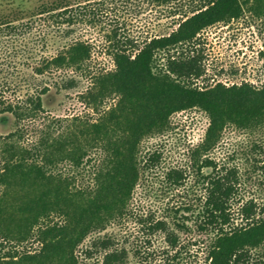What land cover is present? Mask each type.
I'll list each match as a JSON object with an SVG mask.
<instances>
[{"label":"trees","instance_id":"trees-1","mask_svg":"<svg viewBox=\"0 0 264 264\" xmlns=\"http://www.w3.org/2000/svg\"><path fill=\"white\" fill-rule=\"evenodd\" d=\"M117 1L38 0L12 20L0 15V28L26 35L13 52L0 46V119L14 122L0 134V264H130L108 230L134 215L138 186L160 175L170 191L188 184L190 201L166 218L136 214L149 241L162 234L176 251L158 264H183L181 233L203 237L204 264H264V198L249 192L240 167L216 156L228 129L264 131V81L198 84L206 73L201 34L240 18L249 1L262 14L264 0H189L175 30L143 42L114 27L107 41L115 68L99 71L94 43L76 34L98 27L105 4ZM150 1L169 11L185 7L184 0ZM82 79L90 81L81 97L93 115L49 116L44 98ZM189 110L208 117L205 135L188 150L187 168L159 174L162 153L143 154L140 146Z\"/></svg>","mask_w":264,"mask_h":264},{"label":"rangeland","instance_id":"rangeland-1","mask_svg":"<svg viewBox=\"0 0 264 264\" xmlns=\"http://www.w3.org/2000/svg\"><path fill=\"white\" fill-rule=\"evenodd\" d=\"M38 0H0V15L11 17L15 11L33 6ZM184 9L174 11L169 8H159L150 0H118L117 3L105 4L102 22L98 27H84L76 36L89 39L95 45L92 66L99 71H110L115 68L111 55V44L107 35L114 27L122 29L123 35L143 42L147 38L171 33L177 28V22L182 18L180 13L190 8L189 0L182 1ZM249 1L244 7L243 14L238 19L230 22L219 23L204 31L201 35V47L205 60V75L199 79L200 86L223 82L227 85L251 82L261 85L264 81V12L259 14ZM174 12H179L173 15ZM9 21V19H7ZM26 19L15 21L13 26L22 25ZM19 32V31H18ZM26 35L13 33L8 27L0 28V46L7 51H14V46L21 45ZM56 46L49 50L55 52ZM21 56L15 61L19 65ZM34 65V64H33ZM20 66V65H19ZM72 74V72L70 73ZM90 81L82 79L78 88L58 93L53 90L44 98V105L48 115L55 118H73L75 116L93 115L89 107L82 101L81 94L87 90ZM24 91L21 92V95ZM112 104V103H111ZM110 106V103H109ZM208 127V117L201 111L189 110L177 113L172 118V128L164 136L144 141L141 153L159 150L162 153V163L159 168L161 173L171 168H187L188 150L203 139ZM14 129L11 117L0 119V134H6ZM262 133V134H261ZM264 131L251 135L236 129H228L220 148L216 151L218 162L227 163L229 167H240L242 180L255 192L257 198H264L258 187L264 185ZM253 145L254 161L249 145ZM248 153V157L243 154ZM249 159V160H248ZM158 179L151 180L147 185H139L133 204L134 215L128 217L123 224L110 228L108 232H115L121 244L128 251L130 264H158L164 260L171 250L162 234L143 235L142 226L136 219V214L154 215L157 218H166L173 207L179 208L190 201L188 184L178 191L168 190ZM251 196V195H248ZM182 209V208H181ZM184 212V210L182 211ZM180 216V214H179ZM152 217V216H150ZM146 234V233H145ZM145 237V239H144ZM201 235L181 233L180 246L184 250L183 264H204V245ZM176 251L171 254H175Z\"/></svg>","mask_w":264,"mask_h":264}]
</instances>
